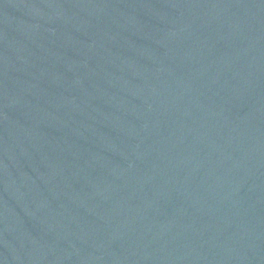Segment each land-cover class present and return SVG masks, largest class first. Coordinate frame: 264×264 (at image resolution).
Returning <instances> with one entry per match:
<instances>
[{
  "label": "water",
  "instance_id": "1",
  "mask_svg": "<svg viewBox=\"0 0 264 264\" xmlns=\"http://www.w3.org/2000/svg\"><path fill=\"white\" fill-rule=\"evenodd\" d=\"M0 264H264V0H0Z\"/></svg>",
  "mask_w": 264,
  "mask_h": 264
}]
</instances>
